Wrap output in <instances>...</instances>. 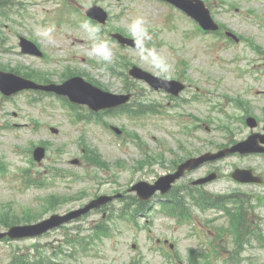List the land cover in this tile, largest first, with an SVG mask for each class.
I'll return each mask as SVG.
<instances>
[{
  "label": "rangeland",
  "instance_id": "374dc122",
  "mask_svg": "<svg viewBox=\"0 0 264 264\" xmlns=\"http://www.w3.org/2000/svg\"><path fill=\"white\" fill-rule=\"evenodd\" d=\"M106 2L107 4H112L113 7L117 4L116 0H107ZM126 4L129 5L130 2L127 1ZM232 4L235 7H232ZM211 5L215 9L216 19L226 24L228 29L249 37L257 36L260 38L259 41L264 42V37L256 33L258 28L255 27V24L251 23L256 18L251 11L255 10L264 18V0H211ZM165 11H157L155 6L152 8L150 5L148 6L146 3H143V1L137 2L128 12H123V18L114 24L127 30L128 25L136 17L142 16L146 21L149 31L151 29H161L160 31L162 33L159 38L156 39L155 36L153 37L156 41L152 40L151 43L153 45L151 47H155L156 44L161 43V47L155 48L170 66V71L164 74L175 78L179 73L175 66L176 59L170 56V50L167 45L169 47H176L179 55L190 59V69L185 79L190 80L192 86L184 94V97L191 95L194 88V81H200L201 85L207 89L206 94L210 98L218 99L223 103H219L215 108L210 107L207 109V104L202 105L195 101L186 102L181 99L175 101V99L168 97L165 93H154L142 82L135 81L137 86L134 88L127 86L126 82L120 78L121 81L118 80L111 85V91L123 92L124 89L130 87L131 92L136 94V100L138 102L161 105V108H158L161 113L148 114L141 118H131L126 115L107 118L109 126L112 123L121 129H125L128 133H122L120 135L121 137L116 139L115 135L109 132L102 123L96 121L95 117H91V121L89 122L73 123L68 109L64 108L56 97L43 96L41 99V95L34 92H21L0 106L1 122L6 120L16 121L13 117L14 113H16L18 121L30 123L29 127L19 130V136L14 135V130L12 129L1 132L4 134L3 139L5 141L0 142V158L5 159L8 169L4 175L0 173V210L1 207H8L11 204L14 207V212L19 214H23L24 211L29 210L38 211L40 210V205L44 202L43 199L48 195L53 193L76 195L83 189L88 194L82 198L81 202L70 200L71 202L57 209V212L76 208L78 205H82L94 198L97 194L115 195L119 191L120 193L126 192L125 196L128 198L133 197L136 193L128 191L132 184L141 180L153 182L160 175L167 174L172 170V161L177 159L179 155L186 157L189 152L197 155L200 150L206 151L205 149L212 148L215 141L222 143L226 137H229V133L221 131L223 125L221 122L216 127L214 122L209 125V123L200 121L202 126L199 129L194 128L191 124L198 122L197 117L219 116L225 120V117L222 115L225 110H230V113L239 116L242 114V110L240 113H236L235 110L239 109V107L232 100L239 98L240 100L246 101L251 107V110H254L256 112L255 114L261 119H264L262 112L264 97L257 96L255 93L252 94L246 88L247 83H244V81L239 82L232 75H229L224 76L218 85L215 84L214 78L221 74V72L219 69L211 67L210 63L207 64V61H209L207 57L211 58L213 54L210 52L205 55V50L214 51L215 42L213 38L211 36H193L187 40L184 37V31L190 32L192 25L176 17L178 15L177 13L175 14L176 26L171 31L162 30L160 16ZM167 21L170 27L172 19L168 18ZM194 29H198V26L195 25ZM26 32L30 34L29 27L26 28ZM66 33L68 36L58 34L55 31L52 43L43 40L46 49L51 54H61V50L65 51L71 45H77V47H74L82 51L83 59L85 60H78L77 65H71L72 70L82 69L84 70V75L90 77L100 74L101 69L92 61H97V59L89 56L90 48H88L87 42H80L82 38H77L79 37V33L74 28H66ZM85 36L86 34L84 33L83 37ZM75 41L77 43H74ZM259 44L262 47L264 46V43L260 42ZM223 45L221 43L219 44L221 52L223 51ZM109 46L112 51V62L110 64H116L118 61L117 47L115 45ZM242 48L249 49L247 44L242 42L231 47L228 50V55L235 56V52H238L236 49L241 50ZM122 53L128 55L131 63L139 65L143 69L156 75H161V72L156 71L149 62L141 61L135 49H126ZM252 54L256 57L255 52L249 53L250 56ZM5 57H7L5 54L0 53V65L10 64L12 65L11 67L15 68L19 64L25 65L22 66L21 70H24V67L27 66L38 68L49 73L51 75L50 79L53 82L61 81V74L65 71V67H52L50 64L39 59L18 56L10 57L11 60L14 59L10 62ZM197 67H204V71L198 70ZM236 77L238 76L236 75ZM247 79L249 77L244 78V80ZM262 85H264V80L257 83L252 82L251 84L253 87ZM35 98L38 100L34 101L33 99ZM32 120L35 122L36 120L40 121V126ZM229 124L235 139L247 137L249 128H245V126L235 120H230ZM262 124L264 125V122ZM49 125L57 127L59 133H52ZM32 127H35V129H32ZM187 127L193 130V134L197 138H189L186 133ZM260 130L263 131L264 128ZM134 133L140 137L143 143L142 148L137 144L138 140L131 136ZM198 136L201 137L198 138ZM81 138L86 141L91 150L99 152L98 155L109 165L108 169L88 166L83 161L82 145L80 144ZM40 141L50 142L47 155L48 160L44 161V167L34 164L28 153L14 150L11 144L20 143L28 149L31 142ZM181 146H184L187 150H182ZM59 150L64 152L59 155L57 153ZM161 153H163L164 159L158 157L157 161L153 164L148 163L143 167H138L140 161L146 158L150 159L149 156H158ZM73 158L80 159L79 166L70 164ZM119 160L124 161L125 165H118L117 161ZM236 161L237 157L231 156L216 161V163L204 165L188 178L186 177L182 181H179V183L187 184L190 177H199L204 174L207 168L217 169L222 172V176L217 183L211 186L212 189L220 193L242 191V193L253 194L250 197L256 202L258 195L262 193V187L251 185L250 187L242 188L241 184L239 185L231 179V176H228V173L233 171V166L237 164ZM257 162H259L257 166L264 169V159L248 161V163ZM52 167L70 169L69 171L78 173L80 179L79 181H74L71 177L68 180L60 179L54 185H44L37 188L33 186L28 188L19 183L21 179L19 175L26 168L31 169L32 175H38L36 173H45L46 169ZM50 172L53 173L56 171L51 170ZM262 173L264 172L262 171ZM6 174H10L12 180L6 178ZM39 177L41 179L44 178L43 176ZM112 205H110V209L114 214L112 218L108 219L111 221L112 226L111 236L105 237L102 240H98V238L92 239L91 235H93V232L91 230V224L101 218V213L94 212L83 217L79 222L73 221L69 226H66L68 228L64 229V231H54L36 239L14 242L0 241V263H7L12 254L18 251V249L27 252L36 244L45 245L52 243L49 249L48 246L45 247L43 254L46 257L51 256L62 264H133L138 260L140 264H173V262H177L178 264H201V261L207 258L202 252L210 254L208 261L203 264H208V262L210 264H264V248L258 245L256 239H252L251 244L242 251L237 249L232 236L229 235L223 239L224 244L222 243V245H218L216 248L222 255L217 256L216 252L208 250L209 246L206 245L207 241L213 239L218 231L217 228L228 226L226 219L214 211L207 210L200 212L201 210L196 206L192 207L193 215L197 217L196 219L200 223L201 230L204 233L199 234L195 231L192 222L184 221L180 223L178 219L168 216L165 213H160L159 204L157 203H154V210L148 213V215L135 216V219L132 216L138 225V229L131 226V220L128 217L116 218L117 214L121 212L119 209L124 206V203L115 200ZM131 211L135 212V209ZM106 212L108 213L109 210H106ZM255 213L253 212L252 215ZM49 214L51 213L45 214L44 217ZM261 214L264 216V209L261 210ZM255 221H257L256 216ZM77 225L84 227L83 232L69 234L70 229ZM66 232L72 238L86 237L85 243L88 245V248L84 253H77L71 258L64 254L60 255L58 253L59 250L52 254V246L57 248L68 246L66 242L60 243V241L66 240ZM165 239L169 241V244L173 243L174 247L170 249L169 244H163ZM218 241L215 243L217 244ZM133 244H136V247H133ZM223 247L226 249L224 250ZM192 249H195L197 253H195L196 256L190 261ZM69 251H71V248ZM164 253H170V258L166 256L168 254L165 255ZM173 255L176 256V259L172 257ZM246 257L250 258L246 260Z\"/></svg>",
  "mask_w": 264,
  "mask_h": 264
},
{
  "label": "clouds",
  "instance_id": "9594fccd",
  "mask_svg": "<svg viewBox=\"0 0 264 264\" xmlns=\"http://www.w3.org/2000/svg\"><path fill=\"white\" fill-rule=\"evenodd\" d=\"M80 28L87 34V39L91 42L89 56L96 58L98 63L110 64L112 62V51L107 42L101 38L102 28L99 24H90L83 21ZM56 30L54 24L37 27L35 34L42 40L49 43L53 42V34ZM128 34L132 39V46L135 48L138 58L141 61L149 62L151 66L158 72L167 73L170 71V66L165 59L157 52L156 48L149 47L152 41V35L142 16L136 17L127 28Z\"/></svg>",
  "mask_w": 264,
  "mask_h": 264
},
{
  "label": "water",
  "instance_id": "95a60500",
  "mask_svg": "<svg viewBox=\"0 0 264 264\" xmlns=\"http://www.w3.org/2000/svg\"><path fill=\"white\" fill-rule=\"evenodd\" d=\"M146 75V74H145ZM148 76V75H147ZM2 81H5V80H0V85L1 86H5L4 84H10V82H2Z\"/></svg>",
  "mask_w": 264,
  "mask_h": 264
}]
</instances>
